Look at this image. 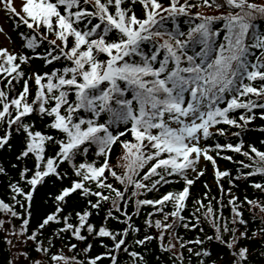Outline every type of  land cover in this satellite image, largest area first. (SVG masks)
Returning a JSON list of instances; mask_svg holds the SVG:
<instances>
[{"label": "snow or ice", "instance_id": "6c2138e0", "mask_svg": "<svg viewBox=\"0 0 264 264\" xmlns=\"http://www.w3.org/2000/svg\"><path fill=\"white\" fill-rule=\"evenodd\" d=\"M0 12V264H264V0Z\"/></svg>", "mask_w": 264, "mask_h": 264}, {"label": "trees", "instance_id": "16d2710c", "mask_svg": "<svg viewBox=\"0 0 264 264\" xmlns=\"http://www.w3.org/2000/svg\"><path fill=\"white\" fill-rule=\"evenodd\" d=\"M195 10L196 9H194V11ZM12 37H13V39H18L15 32L12 33ZM261 123H264V121H260V120L256 121L257 125H259ZM259 137H260L259 132H252V133H249L248 139L249 140H257ZM220 165H221V168L231 169L233 167L230 162L223 161V160L220 161ZM204 179H206L209 184L213 185V193H215L216 189H215V186L213 184V176L211 175V171H209V173L204 177ZM224 184H225V187L227 188L228 184H227L226 180L224 181ZM202 191H203V186L201 183H198L196 185V187L193 189V194L195 195L196 193H199ZM234 191L238 195H241V197L243 196V194L247 193L250 196V198H254L255 194H256V190L252 189L250 185H244V184H241L240 187L237 189H234ZM245 215H247V213H245ZM95 250H96V252L102 251V249H100L98 245L96 246ZM226 260H227V257H225V262H226Z\"/></svg>", "mask_w": 264, "mask_h": 264}, {"label": "rangeland", "instance_id": "374dc122", "mask_svg": "<svg viewBox=\"0 0 264 264\" xmlns=\"http://www.w3.org/2000/svg\"><path fill=\"white\" fill-rule=\"evenodd\" d=\"M0 21H4L6 27H11L9 20H7V18L5 17L3 12H0ZM4 43H5V41H4L3 37H0V45H2Z\"/></svg>", "mask_w": 264, "mask_h": 264}]
</instances>
